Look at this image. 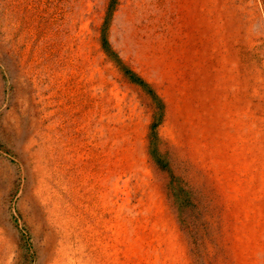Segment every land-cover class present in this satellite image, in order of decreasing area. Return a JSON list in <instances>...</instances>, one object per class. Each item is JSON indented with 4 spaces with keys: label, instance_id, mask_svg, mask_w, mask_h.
<instances>
[{
    "label": "rangeland",
    "instance_id": "obj_1",
    "mask_svg": "<svg viewBox=\"0 0 264 264\" xmlns=\"http://www.w3.org/2000/svg\"><path fill=\"white\" fill-rule=\"evenodd\" d=\"M109 1L0 0V264H264V0Z\"/></svg>",
    "mask_w": 264,
    "mask_h": 264
},
{
    "label": "trees",
    "instance_id": "obj_2",
    "mask_svg": "<svg viewBox=\"0 0 264 264\" xmlns=\"http://www.w3.org/2000/svg\"><path fill=\"white\" fill-rule=\"evenodd\" d=\"M115 3V0H110L109 4H108V12L111 11L113 4ZM106 20H105V25L103 26V31L101 34V44H102V48L105 51V53L111 57L118 65H119V69L121 71H123L124 75H127L130 79H133V81H135L139 86H141V88L143 89V91L149 96V98L151 99V104L153 106V122L151 123L150 129V135H149V142H150V147H151V154L157 152V134H156V127L158 126L162 115H163V110H164V106L162 101L159 99V97L151 90L149 89V85L147 83H145L144 81H142L141 79L137 78L136 75L131 71L128 70L127 68H125L123 65L120 66V59L114 55V53L111 51V48L106 40L105 37V27H106ZM158 163V161H157Z\"/></svg>",
    "mask_w": 264,
    "mask_h": 264
}]
</instances>
